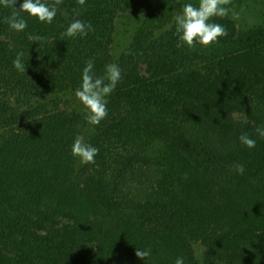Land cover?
<instances>
[{"label":"trees","instance_id":"1","mask_svg":"<svg viewBox=\"0 0 264 264\" xmlns=\"http://www.w3.org/2000/svg\"><path fill=\"white\" fill-rule=\"evenodd\" d=\"M185 3L198 1L62 0L51 24L21 13L20 32L0 5V264H202L197 248L264 264V23L240 29L243 1H231L209 21L227 35L190 48L175 34ZM123 17L134 23L114 50ZM74 19L94 31L62 36ZM89 59L96 76L121 69L95 126L71 104ZM77 135L99 149L95 163L71 155Z\"/></svg>","mask_w":264,"mask_h":264},{"label":"clouds","instance_id":"2","mask_svg":"<svg viewBox=\"0 0 264 264\" xmlns=\"http://www.w3.org/2000/svg\"><path fill=\"white\" fill-rule=\"evenodd\" d=\"M86 0H76L80 6L85 5ZM231 0H198L197 5L185 3L181 11L175 15V34L182 44L188 47H195L197 44L207 47L217 42L219 37L226 36V28L218 23L209 22L212 17H225L230 9L225 7ZM17 0H0V5L10 8L11 15L4 18V22L9 28L17 32L23 31L27 27V21L20 15L27 13L29 17L36 18L39 22L51 24L56 17L58 6L62 0H53L46 3L44 0H23L16 7ZM76 16L80 15V9H73ZM67 15L66 12H62ZM94 31L90 23L80 19L71 20L62 33L64 37L87 36L88 32ZM41 37L36 36L33 41H40ZM23 53H18L13 60L16 70L25 73V63L22 60ZM121 80V69L115 63L105 66L103 75L96 76L93 72V60L89 59L82 70L81 84L75 91V98L81 103L85 111V120L90 125L99 123L108 115L107 99ZM256 133L264 138V128L257 127ZM239 142L248 147L254 148L256 141L249 137L247 133H242L238 137ZM71 155L79 158L81 164L95 163V157L99 149L87 142L84 136L77 135L71 145ZM238 174H243L244 166L237 164L234 166ZM151 254L150 249L137 248L136 257L146 261ZM175 264H184L183 258H177Z\"/></svg>","mask_w":264,"mask_h":264},{"label":"rangeland","instance_id":"3","mask_svg":"<svg viewBox=\"0 0 264 264\" xmlns=\"http://www.w3.org/2000/svg\"><path fill=\"white\" fill-rule=\"evenodd\" d=\"M198 1V0H196ZM234 1V0H231ZM242 5L236 10H232V15L236 18L239 28L247 30L255 23H264V0H242ZM133 18L123 17L119 19L116 26L113 48L114 50L122 47L128 40L134 21ZM72 106L84 110L81 103L75 98L71 99ZM196 254L202 264H221L219 262H210L203 258L200 249L197 248Z\"/></svg>","mask_w":264,"mask_h":264}]
</instances>
